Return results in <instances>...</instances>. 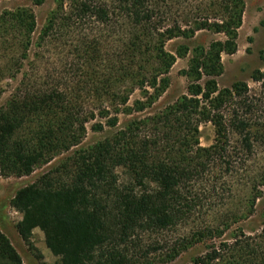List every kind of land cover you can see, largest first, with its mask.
Here are the masks:
<instances>
[{"label":"trees","instance_id":"16d2710c","mask_svg":"<svg viewBox=\"0 0 264 264\" xmlns=\"http://www.w3.org/2000/svg\"><path fill=\"white\" fill-rule=\"evenodd\" d=\"M244 6L245 0H55L36 37L31 7L0 12V78L7 70L16 79L0 105V176L30 175L70 151L9 200L26 242L28 230L46 232L45 243L61 257L51 264L167 263L198 244L204 249L189 264H264V221L255 232L237 226L227 235L256 213L264 194V159L257 160L264 149V71L251 75L255 92L242 80L222 88L217 82L222 54L237 50ZM200 31L223 39L167 50L169 40ZM186 55V92L154 107L170 85L171 67ZM136 90L141 98L131 102ZM134 112L142 114L83 145L88 123L102 131ZM207 122L214 139L202 146L199 126ZM225 192L242 196L211 200ZM0 264H24L2 232Z\"/></svg>","mask_w":264,"mask_h":264},{"label":"rangeland","instance_id":"374dc122","mask_svg":"<svg viewBox=\"0 0 264 264\" xmlns=\"http://www.w3.org/2000/svg\"><path fill=\"white\" fill-rule=\"evenodd\" d=\"M36 0H0V12L3 10H14L21 7H31L36 21V27L33 36L36 37L43 23L45 22L49 12L55 6V0H42L40 4H35ZM213 39H223V35L212 33L209 31H200L191 39L175 38L166 43V48L174 53L176 46L179 43H185L193 46L197 43L208 44ZM264 47V0H245L242 24L238 30L237 50L232 54H222L221 60L223 65L222 73L217 77L218 86L220 88L230 86L236 81H245L253 92L259 89V83L254 81L251 77L255 70L264 71V61L260 58V52ZM7 51H2V55ZM189 55L185 57H178L169 71L170 85L166 91L157 100L154 107H162L163 105L172 102L181 94L186 92L187 80L181 74V70L187 67ZM5 77L0 78V87L3 92L0 96V105L3 104L8 97L16 83V79L6 77L8 71L1 72ZM141 98L140 91L136 90L132 97L134 99ZM151 109H146L144 113H148ZM142 113L119 114L118 123L114 128L105 127L102 131L92 130L91 123L87 125V134L83 141V145H90L95 143L107 135L111 134L115 129L122 128L130 120ZM199 142L202 146H208L214 139V127L211 123H202L199 126ZM70 154V151H65L53 161L45 164L42 167L36 168L30 175L22 177H3L0 176V232L9 237L12 244L15 246L21 255L24 264H51L55 261H60V255L54 248L45 243L46 232L38 228L27 231V239L19 232L21 224V214L10 206L9 200L14 192L21 186L32 182L38 175L44 172L49 167L56 165L64 156ZM259 163L263 162L264 149L258 154ZM228 193H223L222 196H212L211 200H221L222 202L237 201L241 198L242 193L238 192L233 198L228 196ZM264 221V194L258 200L257 211L248 219L241 220L232 225L227 232H233L237 226H242L247 232H255L261 229ZM185 230L180 228L173 232L171 237H176ZM33 245V248L30 246ZM202 244L193 246L192 248L183 252L175 260L167 263L158 264H189L193 256L203 251Z\"/></svg>","mask_w":264,"mask_h":264}]
</instances>
